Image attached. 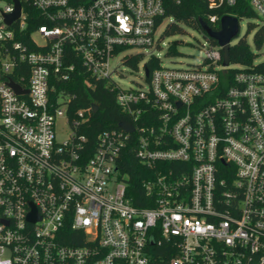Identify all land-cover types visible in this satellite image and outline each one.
<instances>
[{
  "label": "built area",
  "instance_id": "2783aa9c",
  "mask_svg": "<svg viewBox=\"0 0 264 264\" xmlns=\"http://www.w3.org/2000/svg\"><path fill=\"white\" fill-rule=\"evenodd\" d=\"M17 1L8 23L16 2L0 0V264H264V71L224 66L203 34L200 64L145 62L147 86L121 89L110 61L159 45L163 0ZM241 1L264 18V0ZM99 82L133 130L120 121L90 151L80 130L96 103H72ZM129 143L148 206L132 204L117 166Z\"/></svg>",
  "mask_w": 264,
  "mask_h": 264
},
{
  "label": "trees",
  "instance_id": "16d2710c",
  "mask_svg": "<svg viewBox=\"0 0 264 264\" xmlns=\"http://www.w3.org/2000/svg\"><path fill=\"white\" fill-rule=\"evenodd\" d=\"M163 4L165 6V13L161 19H158V22L163 20V18H170L172 21L166 24L162 36L184 33L181 24L203 33L200 27V22L202 21L212 30L216 31L219 29V22L217 21L211 24L208 21V16L213 14L219 17L230 14L236 17L237 20L245 16L255 17L253 11L241 0H238V3L232 7H220L219 9H208L206 3L201 0H163ZM251 29L252 26L249 25L248 31ZM253 41L257 48L264 45L262 44V41H264V26L255 31ZM166 53L168 55L178 54L173 45L168 46ZM254 58L255 55L250 51L244 37L229 48V60H231V63L251 65ZM137 61L138 58L136 57L130 58L126 61V64L130 68H134ZM158 64V59L151 57L146 62V67L148 70H151ZM255 68L264 71V61L257 63ZM75 89L78 94V99L72 103L73 108L87 107L92 103L98 105V110L91 116L88 125L83 126L80 130V133L87 137L91 151L98 133L104 129L117 126V123L125 119V116L115 103V90L110 87H105L103 82H99L96 88L80 84ZM134 144H127L120 152V156L117 159V166L126 177L124 181L127 184V193L131 198L132 204L137 207H144L149 205L143 188V182L147 177L148 169L136 157L133 149Z\"/></svg>",
  "mask_w": 264,
  "mask_h": 264
},
{
  "label": "rangeland",
  "instance_id": "374dc122",
  "mask_svg": "<svg viewBox=\"0 0 264 264\" xmlns=\"http://www.w3.org/2000/svg\"><path fill=\"white\" fill-rule=\"evenodd\" d=\"M172 19H165L157 28L155 39H158V46L153 47H139L128 46L122 48L118 54L110 61L111 69L116 70L112 74V79L121 89L138 88L140 86L146 87L145 73L143 65L149 59L150 55L156 57L162 66L166 67H185L188 65H197L201 63L203 58L202 44L205 45L206 39L203 33L194 30L186 25L181 24L184 33L170 36H162L166 24ZM252 29L248 31V26ZM264 26V18L260 16L255 17H241L238 20V32L235 37L230 40V46L238 42L239 39L245 38L250 51L255 55L252 61L253 65L264 61V45L260 48L255 46L253 35L257 29ZM264 44V41H262ZM173 45L178 54L168 55L167 48ZM142 54V60L134 68H130L122 61L125 55ZM233 65H230L233 68ZM235 67V66H234ZM55 139L59 142L66 140L71 132L70 127L64 117L57 118L54 124Z\"/></svg>",
  "mask_w": 264,
  "mask_h": 264
},
{
  "label": "water",
  "instance_id": "95a60500",
  "mask_svg": "<svg viewBox=\"0 0 264 264\" xmlns=\"http://www.w3.org/2000/svg\"><path fill=\"white\" fill-rule=\"evenodd\" d=\"M16 2V8L15 11L6 17V21L8 23L11 22L14 18L18 16L19 12V4L17 0H14ZM200 27L201 30L203 31V34L208 37L213 39L214 41L217 42V44L221 47L222 53H223V65L226 66L228 64L229 60V48H230V40L236 36L238 32V20L236 17L232 15H222L219 20V29L216 31L212 30L205 22H200ZM146 74L147 69L145 70ZM11 85L14 87V89L17 92H20V88L14 84L11 83ZM92 111L93 113L97 111L98 107L96 104L92 105ZM118 126L122 128L124 131L131 132L133 130L132 125L129 123L122 121L118 123Z\"/></svg>",
  "mask_w": 264,
  "mask_h": 264
}]
</instances>
